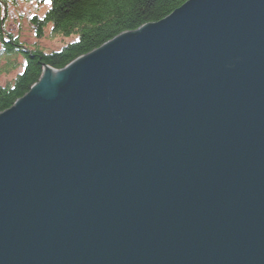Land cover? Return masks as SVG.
I'll list each match as a JSON object with an SVG mask.
<instances>
[{"label":"water","instance_id":"1","mask_svg":"<svg viewBox=\"0 0 264 264\" xmlns=\"http://www.w3.org/2000/svg\"><path fill=\"white\" fill-rule=\"evenodd\" d=\"M0 264H264V0H188L0 112Z\"/></svg>","mask_w":264,"mask_h":264},{"label":"trees","instance_id":"2","mask_svg":"<svg viewBox=\"0 0 264 264\" xmlns=\"http://www.w3.org/2000/svg\"><path fill=\"white\" fill-rule=\"evenodd\" d=\"M49 3L44 15L33 16L30 23L35 35L41 38L47 25L51 32L65 38H75L60 50L44 53L21 45L16 38L5 34L0 22L2 53L19 54L24 59L22 71L15 79L0 86V112L10 108L39 81L46 66L60 70L77 58L101 47L124 32L158 22L188 0H38ZM0 0V4H1ZM4 5V3H2ZM15 65L9 63L7 72Z\"/></svg>","mask_w":264,"mask_h":264},{"label":"rangeland","instance_id":"3","mask_svg":"<svg viewBox=\"0 0 264 264\" xmlns=\"http://www.w3.org/2000/svg\"><path fill=\"white\" fill-rule=\"evenodd\" d=\"M0 22L5 34L16 38L21 45L29 49L50 53L60 50L75 38H65L51 32L47 25L41 38L35 35L29 19L33 16L41 18L49 7V3H40L38 0H1ZM4 3V5L2 4ZM14 64L15 67L4 72L2 69ZM24 59L19 54L6 55L2 53L0 44V86L11 83L18 73L22 71Z\"/></svg>","mask_w":264,"mask_h":264},{"label":"bare ground","instance_id":"4","mask_svg":"<svg viewBox=\"0 0 264 264\" xmlns=\"http://www.w3.org/2000/svg\"><path fill=\"white\" fill-rule=\"evenodd\" d=\"M30 20V19H29Z\"/></svg>","mask_w":264,"mask_h":264}]
</instances>
